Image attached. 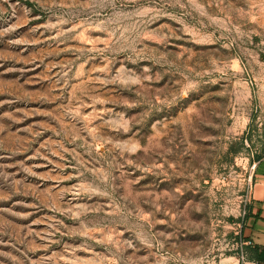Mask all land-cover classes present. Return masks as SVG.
Segmentation results:
<instances>
[{
    "label": "rangeland",
    "instance_id": "rangeland-1",
    "mask_svg": "<svg viewBox=\"0 0 264 264\" xmlns=\"http://www.w3.org/2000/svg\"><path fill=\"white\" fill-rule=\"evenodd\" d=\"M263 155L264 0H0V264H236Z\"/></svg>",
    "mask_w": 264,
    "mask_h": 264
},
{
    "label": "crops",
    "instance_id": "crops-1",
    "mask_svg": "<svg viewBox=\"0 0 264 264\" xmlns=\"http://www.w3.org/2000/svg\"><path fill=\"white\" fill-rule=\"evenodd\" d=\"M242 236L250 242L246 264H264V155L253 165Z\"/></svg>",
    "mask_w": 264,
    "mask_h": 264
},
{
    "label": "built area",
    "instance_id": "built-area-1",
    "mask_svg": "<svg viewBox=\"0 0 264 264\" xmlns=\"http://www.w3.org/2000/svg\"><path fill=\"white\" fill-rule=\"evenodd\" d=\"M249 244H250V242H247L245 240L243 242H241V246L239 247V252H238V255H237L238 257H236L237 258V263L236 264H246V262L248 260L247 259L248 258L247 246H249ZM254 264H257V263L255 262Z\"/></svg>",
    "mask_w": 264,
    "mask_h": 264
}]
</instances>
